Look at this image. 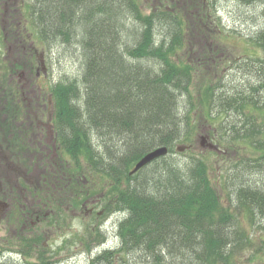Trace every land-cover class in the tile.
I'll return each mask as SVG.
<instances>
[{
  "label": "trees",
  "instance_id": "16d2710c",
  "mask_svg": "<svg viewBox=\"0 0 264 264\" xmlns=\"http://www.w3.org/2000/svg\"><path fill=\"white\" fill-rule=\"evenodd\" d=\"M140 3L33 2V25L40 39L80 46L81 76L49 86L52 111H46L57 148L43 155L41 140L27 138L21 129L25 110L10 104L19 98L11 77L14 62L0 57V182L9 188L0 198L12 200L18 190L26 189L43 203V182L47 198L63 205L71 201L80 206L95 197L100 209L78 236L91 252L87 264H127L125 255L131 251L154 264H234V254L253 243L236 225L244 216L258 226L254 209L264 214V184L239 182V202L231 212L220 202L217 178L211 179L202 153L191 152V141L200 123L217 122L219 138L213 134L211 140L219 149L218 144L236 141L258 152L245 162L228 155L232 169L222 172L228 178L222 182H238L234 167L242 163L251 169L248 172L264 177V30L252 41L262 54L253 59V67L239 69L251 77L253 72L252 81L229 88L224 80L198 76L197 65L176 58L193 23L203 34L201 27L210 21L203 2L158 0L150 12ZM229 114L236 119L225 121ZM177 145L185 146L180 154L188 158L177 159ZM158 146H166L167 154L128 174L138 158ZM26 173L38 174L39 187L26 183ZM119 213L118 244L92 252L106 240L100 221ZM261 222L258 228L264 232ZM3 253L0 248V257ZM50 257L43 246L31 264H53Z\"/></svg>",
  "mask_w": 264,
  "mask_h": 264
},
{
  "label": "rangeland",
  "instance_id": "374dc122",
  "mask_svg": "<svg viewBox=\"0 0 264 264\" xmlns=\"http://www.w3.org/2000/svg\"><path fill=\"white\" fill-rule=\"evenodd\" d=\"M199 1L203 2V10L211 13L210 18L208 17L210 21L201 27L204 30L203 34L197 31L199 27L197 23H193L194 27L190 35L188 33L184 35L185 47L178 50L176 58L197 65L198 76L224 80L226 87L229 88L245 84L248 80L252 81L253 72H251V77V74L247 75L239 69L249 64L253 67V59L256 55L262 54L261 50L255 48L252 41L260 31L264 30V0L245 4L240 0ZM139 2H141V9L145 12H150L152 8L158 6V0H139ZM207 49L212 52H207ZM40 52L42 56L39 57ZM33 57L35 66L32 67L31 63V80L35 86L31 90V96L34 100L38 91L43 96L42 101L45 104L43 105V120H45L47 111L49 113L52 111L51 107L46 104V99L50 98L48 96L49 86L59 79L81 76L80 46L74 42L67 44L61 39L53 42L36 39L33 41ZM245 60L247 62L243 63ZM36 70L38 71L37 76L33 78ZM38 87L41 90H38ZM30 89L31 87L28 88ZM234 119L236 117L232 114L225 117V121L229 122ZM216 123L208 124L207 121L200 123L201 126L192 136L191 152L197 155L201 152V157L209 168L211 179L216 181L217 178V182H222L225 175L222 172L226 168L232 169L229 166L228 155L232 154L231 159L245 162L246 157L255 156L258 152L251 149L246 142H224L222 145L218 144L220 149L215 145L213 147L201 146L200 136L203 134L209 136L207 143H215L214 139L211 140L213 134L219 138ZM45 140L46 142L51 141L50 137ZM226 146L237 148L235 152L227 149V153H224L226 155L222 157L219 151L225 149ZM176 157L179 160L188 158L187 154L180 153ZM234 168L238 182L249 181L252 184L254 182L258 185L264 184V177L259 172H248L251 169L245 167L243 163ZM220 173L221 177H219ZM24 178L29 186L36 184L39 187L38 174L26 173ZM10 180L14 179L10 177ZM4 186L0 182V190L2 189L0 193L3 189L5 192L9 190ZM47 192L48 188L43 182V204L36 197V192L26 189L18 190L12 200L0 198L6 202V206L0 207V248L4 252L0 257V264H31L37 260L38 252L43 251V246L45 252L51 256L50 260L53 264L88 263L91 252L86 251L85 247L80 244L78 236L83 233L85 225L92 222L95 212L100 209V202L95 203L97 199L94 197L80 206L72 205L71 201L63 205L55 199L50 201L51 199L47 198ZM22 211L24 215H21ZM120 215L121 213L113 214L100 221L106 234V240L93 247L92 252L109 246L113 248L118 244L115 231ZM236 226L245 233L248 232L253 243L234 254V264H264V232L256 225H250L243 216L239 218ZM36 238H39L38 243L33 241ZM22 251L24 253L28 251L29 256L23 255ZM142 257V253L137 251H131L125 255L127 264H154L150 260H142ZM174 262L176 263L177 260Z\"/></svg>",
  "mask_w": 264,
  "mask_h": 264
},
{
  "label": "flooded vegetation",
  "instance_id": "af4514ba",
  "mask_svg": "<svg viewBox=\"0 0 264 264\" xmlns=\"http://www.w3.org/2000/svg\"><path fill=\"white\" fill-rule=\"evenodd\" d=\"M34 1L36 0H0V57L4 61L11 59L14 62L10 64L11 67L14 66L13 70H11L13 76L11 75V71L10 75L16 83L14 88L16 92H19V98L10 104L13 107L19 106L25 110L23 111L26 114L25 117L20 119V122H22L21 129L26 130L27 138L41 140L38 143L39 149L45 155L50 151H56L57 147L54 141L55 132L51 123V116L48 115L43 120V105L45 106L42 101L43 96L40 94V91H38V95H36L34 100L31 96V90L35 86L31 80L32 70L30 60L33 57V41L36 39L43 41L37 35L33 25V21L37 19L36 13L32 12L33 7H35L32 5ZM40 56H42V52L39 53ZM37 73L38 71L36 70L33 78L37 76ZM29 87H31L30 90H28ZM38 90H41V88L38 87ZM48 107H51L49 101ZM205 136L209 141V136L207 134ZM47 137H50V142H46L45 139ZM208 141H204V145H207ZM219 152H221L223 157L226 150L223 149ZM35 153H37L36 150ZM217 184V192L220 195L221 204L235 213V206L239 202L236 199L235 189L239 188V182L219 181ZM229 199L232 202L231 204ZM4 206H6V202L0 199V207ZM238 211L241 214L244 213L243 209H238ZM243 218L245 219L244 216ZM253 218L257 219V227H260L261 221H264V214L259 209H254Z\"/></svg>",
  "mask_w": 264,
  "mask_h": 264
},
{
  "label": "water",
  "instance_id": "95a60500",
  "mask_svg": "<svg viewBox=\"0 0 264 264\" xmlns=\"http://www.w3.org/2000/svg\"><path fill=\"white\" fill-rule=\"evenodd\" d=\"M200 145L203 146L204 145V141L207 140V137L203 134L200 136ZM207 145L209 147L214 146V144L207 143ZM185 149L184 145H177L176 146V150L179 151H183ZM168 152V148L166 146H158L148 152H146L143 156L140 157V159L138 158L137 162L134 164L133 168H131L128 171L129 175H132L133 173H135L136 171H138L140 168L144 167L145 165H147L148 163L152 162L154 159L158 158L159 156H163L165 154H167Z\"/></svg>",
  "mask_w": 264,
  "mask_h": 264
}]
</instances>
